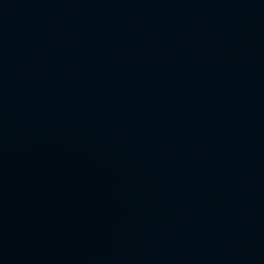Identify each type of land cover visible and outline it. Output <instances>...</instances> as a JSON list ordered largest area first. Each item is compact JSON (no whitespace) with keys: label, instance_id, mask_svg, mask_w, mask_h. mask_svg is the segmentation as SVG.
I'll use <instances>...</instances> for the list:
<instances>
[{"label":"water","instance_id":"obj_1","mask_svg":"<svg viewBox=\"0 0 264 264\" xmlns=\"http://www.w3.org/2000/svg\"><path fill=\"white\" fill-rule=\"evenodd\" d=\"M0 264H264V0H0Z\"/></svg>","mask_w":264,"mask_h":264}]
</instances>
